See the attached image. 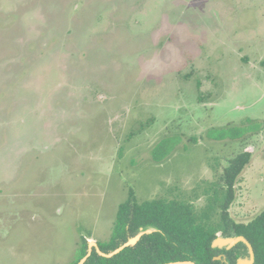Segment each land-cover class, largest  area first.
I'll list each match as a JSON object with an SVG mask.
<instances>
[{
  "label": "rangeland",
  "instance_id": "obj_1",
  "mask_svg": "<svg viewBox=\"0 0 264 264\" xmlns=\"http://www.w3.org/2000/svg\"><path fill=\"white\" fill-rule=\"evenodd\" d=\"M263 62L264 0H0V264H75L131 189L200 212L246 151L229 212L253 221L264 132L206 135L264 124Z\"/></svg>",
  "mask_w": 264,
  "mask_h": 264
},
{
  "label": "trees",
  "instance_id": "obj_2",
  "mask_svg": "<svg viewBox=\"0 0 264 264\" xmlns=\"http://www.w3.org/2000/svg\"><path fill=\"white\" fill-rule=\"evenodd\" d=\"M262 131L264 124L249 121L241 127L211 129L206 136L223 142L242 140ZM182 142L181 136L162 140L153 151L154 161L163 163ZM190 143H197L196 138H190ZM189 149L184 146L185 151ZM251 159L252 154L246 151L229 161L219 183L208 189L212 194L200 212L186 201L156 199L139 202L131 189L127 201L119 206L111 238L97 242V245L100 251L109 254L145 233L134 247L126 248L113 258L100 256L94 247L85 264H237V260L248 252L246 245L241 243L230 251L213 249L212 243L219 235L244 237L253 248L254 264H264V211L248 224L234 222L229 212L236 198L238 179ZM148 230L154 231L146 233ZM88 251L89 242L84 238L75 264H79ZM219 256L223 259L216 260Z\"/></svg>",
  "mask_w": 264,
  "mask_h": 264
},
{
  "label": "water",
  "instance_id": "obj_3",
  "mask_svg": "<svg viewBox=\"0 0 264 264\" xmlns=\"http://www.w3.org/2000/svg\"><path fill=\"white\" fill-rule=\"evenodd\" d=\"M154 230H148L146 233H151ZM145 233V232H144ZM144 233H141L139 236L136 238L130 239L127 243L116 249L115 251L106 254L100 251L98 248L97 242H89V251L88 254L79 262V264H85L87 260L90 258V256L93 253V248L95 247L97 252L99 253L100 256L105 257V258H113L114 256L118 255L121 253L123 250L129 247H134L141 239L142 235ZM243 243L245 244L250 252V259H239L238 264H254L255 262V255L252 246L250 243L242 236H236V237H223L222 235H219L216 240L213 241L212 243V248L213 249H219V250H231L233 247L236 245ZM223 256H219L216 258V260H222ZM169 264H195L194 262H176V263H169Z\"/></svg>",
  "mask_w": 264,
  "mask_h": 264
},
{
  "label": "flooded vegetation",
  "instance_id": "obj_4",
  "mask_svg": "<svg viewBox=\"0 0 264 264\" xmlns=\"http://www.w3.org/2000/svg\"><path fill=\"white\" fill-rule=\"evenodd\" d=\"M224 237V236H223ZM232 237H236V236H232ZM88 242H90L89 240H88ZM241 244V243H240ZM239 245V244H238ZM238 245H236L235 247H233L232 249H234V248H236ZM247 247V246H246ZM231 249V250H232ZM228 251H230V250H228ZM247 251L248 252H246V254H244L241 258H239V259H250V252H249V249H248V247H247ZM243 253V252H242ZM238 259V260H239ZM238 260H237V264H238ZM255 263V262H254Z\"/></svg>",
  "mask_w": 264,
  "mask_h": 264
}]
</instances>
